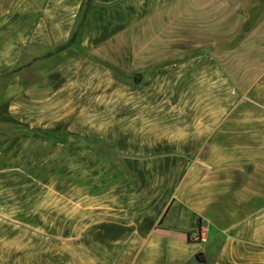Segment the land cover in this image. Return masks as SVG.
Instances as JSON below:
<instances>
[{"label": "crops", "instance_id": "crops-1", "mask_svg": "<svg viewBox=\"0 0 264 264\" xmlns=\"http://www.w3.org/2000/svg\"><path fill=\"white\" fill-rule=\"evenodd\" d=\"M209 41L236 105L113 119V65ZM0 133V264H264V0H0Z\"/></svg>", "mask_w": 264, "mask_h": 264}, {"label": "rangeland", "instance_id": "rangeland-1", "mask_svg": "<svg viewBox=\"0 0 264 264\" xmlns=\"http://www.w3.org/2000/svg\"><path fill=\"white\" fill-rule=\"evenodd\" d=\"M232 43L233 36H225L219 46L231 48ZM215 49L214 41L196 42L187 50L163 51L140 62L130 59L126 68L113 65L112 74L124 83L120 89L124 98L113 111V119L142 126V130L138 128V132L131 133H144L150 138L155 134L157 122L187 123L197 120V112L203 107L236 105L232 103L235 97L231 85L232 62H216ZM96 61L105 62L97 57ZM184 62L189 63L183 66ZM172 64L175 66L171 67ZM155 71L175 72L180 77L169 90L166 81L156 84ZM134 74L141 76L138 83L133 81Z\"/></svg>", "mask_w": 264, "mask_h": 264}, {"label": "water", "instance_id": "water-1", "mask_svg": "<svg viewBox=\"0 0 264 264\" xmlns=\"http://www.w3.org/2000/svg\"><path fill=\"white\" fill-rule=\"evenodd\" d=\"M140 78H141V76L138 75V74H134V75H133V81H134L135 83H138V82L140 81ZM195 258H196L197 261H200V262H203V261H204V257H203V255H202L201 253H200V254H197V255L195 256Z\"/></svg>", "mask_w": 264, "mask_h": 264}, {"label": "built area", "instance_id": "built-area-1", "mask_svg": "<svg viewBox=\"0 0 264 264\" xmlns=\"http://www.w3.org/2000/svg\"><path fill=\"white\" fill-rule=\"evenodd\" d=\"M191 239L194 240V241H200L202 239V235H201L200 232H198V233L196 232Z\"/></svg>", "mask_w": 264, "mask_h": 264}, {"label": "trees", "instance_id": "trees-1", "mask_svg": "<svg viewBox=\"0 0 264 264\" xmlns=\"http://www.w3.org/2000/svg\"><path fill=\"white\" fill-rule=\"evenodd\" d=\"M178 232H181V231H178ZM184 234H185V237H186V240L188 241V242H193L194 240H192L191 238H190V232H183Z\"/></svg>", "mask_w": 264, "mask_h": 264}]
</instances>
